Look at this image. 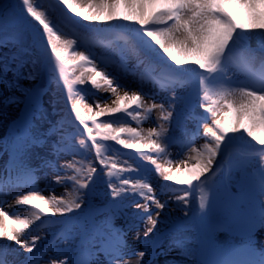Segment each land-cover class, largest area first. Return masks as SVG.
<instances>
[{"label": "snow or ice", "instance_id": "6c2138e0", "mask_svg": "<svg viewBox=\"0 0 264 264\" xmlns=\"http://www.w3.org/2000/svg\"><path fill=\"white\" fill-rule=\"evenodd\" d=\"M57 4L63 19L53 17L55 9L45 7L43 0L0 3V84L8 91L20 90L21 79L35 80L23 69L28 63L25 56L39 52L50 78L62 85L80 137L75 145L63 135L53 142L55 152L73 156L60 165L54 181L65 186L67 198L42 195L21 149L42 146L49 138L32 132L33 122L41 117L43 86L24 93V115L12 130L17 147L0 174V241L28 253L24 264H128L126 256H138V264H143L146 253L164 256L169 251L180 258L177 264L191 256L197 257L194 264H264V246L255 242L256 233L264 232V135L260 134L264 0H57ZM253 37L258 40L256 48L249 44ZM131 57L135 65L130 68ZM9 72L12 80L7 79ZM121 74L133 78L135 90ZM146 85L156 91L146 90ZM177 87L185 88L187 95H177ZM101 92L109 94L110 102H101ZM160 92L171 96L156 103ZM18 103L14 95L4 98L6 106ZM52 104L57 111L55 98ZM154 112L156 126L142 127ZM182 120H191L195 132L175 135ZM62 124L57 121L48 131L56 135ZM201 128L204 142L197 146L193 136L198 139ZM237 139L248 145L247 151L234 147ZM173 146L179 147L180 158L161 163V157L171 156ZM88 152L95 164L84 163ZM82 153L81 159L75 158ZM132 153L136 164L129 163ZM220 159L227 167L218 165ZM152 173L165 182L169 200L184 209L186 226L198 218L195 249L181 240L167 250L158 240L149 241L168 206L157 195ZM100 181L110 197L107 211L99 214L103 225L93 212H84L88 207L84 190H94ZM175 185L182 187L178 191ZM17 188H26L27 193H16L13 203L27 211L10 215L3 204ZM194 188L198 196L193 213L189 198ZM221 190L233 194L227 195L218 212ZM129 207L139 210L137 215L147 225L143 236L148 247L139 252L128 251L125 229L114 223L115 218L129 215ZM45 220L64 226L61 238L66 247L38 246ZM235 231L243 232L244 243L224 244L217 238L219 232ZM74 237L80 242L72 243ZM7 254L5 245L0 264H13Z\"/></svg>", "mask_w": 264, "mask_h": 264}, {"label": "rangeland", "instance_id": "374dc122", "mask_svg": "<svg viewBox=\"0 0 264 264\" xmlns=\"http://www.w3.org/2000/svg\"><path fill=\"white\" fill-rule=\"evenodd\" d=\"M0 3H11L16 4L18 0H0ZM45 7L51 5L55 11L51 12V15L57 19H63L61 16L62 6L57 4V0H43ZM70 15V14H69ZM78 19V18H77ZM95 26V25H93ZM69 27H72L71 22H69ZM249 44L251 47L256 48L258 47V40L253 37ZM2 51V50H0ZM25 59L28 61L26 67L23 69V72L27 74L31 72L36 79L35 80H28V79H21L19 81L20 90L16 88H12L11 91H8L4 88V85L0 84V174H3L5 168L10 163V154L15 147H17L15 143V138L13 136V128L15 123L18 122L20 119L23 118L25 105L27 103L25 99L24 93L32 88L33 86H43V101H42V111L41 117L33 122L32 132L36 137H44L46 134L48 135V139L46 142L39 147H29L27 150L21 149L22 154L25 155L26 162L33 168L35 172V178L37 181L36 187L40 189L41 194L47 196H51L55 194L58 197L67 198L65 195L66 189L63 184H56L55 178L59 172V167L64 162L72 160L73 156L68 154H59L54 151V144L53 142L57 140L61 135L66 137L68 143L75 145L76 140H78L79 134L77 133L76 122L70 113V106L66 103L64 98V91L61 86H57V83L54 79L50 78L48 71L46 70L44 64L41 62V57L39 52L33 50L30 54L25 56ZM128 66L134 67L135 65V58L131 57L127 61ZM112 71H118L115 69H110ZM8 80H12V74L9 72L7 76ZM121 79L128 83L133 90L136 88V84L132 82L133 78L131 76H123L121 74ZM79 87V86H78ZM84 88H89V85H84ZM146 90L156 91V89H152L151 85L145 86ZM176 93L179 96H186L187 91L183 87H177ZM16 96L19 98L20 103L18 104H4V98L6 96ZM171 96V92H160L159 95L156 96L155 102L160 103L165 97ZM57 100V111H53V99ZM99 98L101 102H110L109 94L101 92L99 94ZM148 103L153 102L151 99L146 97ZM88 102L92 103V97H88ZM177 110H180L181 106H176ZM199 111V110H198ZM158 113L154 112L152 117L143 123L142 127L149 128L155 127L156 124L154 123L155 117ZM175 115V112H174ZM103 119H108L107 117ZM57 121H63L62 126L60 127V131L56 135H52L48 130L52 126L53 123ZM133 126H135V123ZM173 129L170 127V131ZM196 130V125L191 120H182L181 127L175 130V135L181 136L184 131H188L190 133H194ZM200 137L196 139L197 146L204 142L202 137V128L200 129ZM261 135H264V131L260 132ZM249 141L251 138H247ZM253 146L259 148V145H256L254 141L251 142ZM234 147L241 151H247L248 145L245 144L243 141L237 139L235 141ZM116 148L119 149V146L116 145ZM122 151H130V150H122ZM180 151L178 146H173L170 148L171 156L169 157H161L160 162L164 163L165 159H172L175 163L180 157L177 153ZM116 155H119L116 152H113ZM111 153L112 155H114ZM81 155H77L76 159H81ZM114 155V156H116ZM86 159L84 163L87 164L89 162L95 164V161L92 159V154L90 152L86 153ZM118 157V156H116ZM121 157V156H120ZM119 159V158H118ZM131 163V162H130ZM135 164V163H132ZM225 162L223 159L218 160V165H224ZM63 175V173H60ZM69 174H71L69 172ZM125 175H129V173H125ZM151 182L154 187L157 188V195L162 200V202H167L168 206L162 211L160 220L157 224L158 232L155 233L153 236L149 237V241L158 240L165 250L172 247L177 240L183 241L187 246L192 247L195 249L198 244V232L196 225L198 224V218L196 221L192 222L191 226H186V218L184 216V209L181 206H177L174 199L169 200L167 195L168 189L163 187V182L155 173L151 174ZM178 191L181 189L182 186L175 185L174 186ZM94 190H84L88 192L86 197V203L88 207L84 208V212L87 213L89 211L93 212L96 215L97 223L100 225L104 224V217L99 215L100 213H105L107 211L106 203L110 199L106 194L109 191L107 189L106 184L101 181L98 184L93 185ZM96 188L99 190L96 192ZM70 190V189H69ZM24 192L27 193L26 188H17L12 189L7 197L8 207H12L13 214L15 215H23L24 212L27 211L26 208L22 206L17 208L14 206L13 200L15 195L13 193ZM161 193H164L161 195ZM197 191L196 189H192V195L190 196V205L192 208L193 213L197 210ZM12 196V197H11ZM10 198V199H9ZM129 199H132L129 197ZM142 202V201H141ZM227 202L226 194L223 190H221L217 195V211H222L225 204ZM129 215L124 217L115 218L114 223L116 228H124L125 235L124 238L128 245V251L136 250L137 252L144 250L148 247V243L145 241L143 233L145 227L147 226L143 221H141L139 215L137 213L139 210L135 209L134 207H129L127 210ZM153 211H158L153 207ZM10 214V213H9ZM77 214H79V210H77ZM70 216L73 214H69ZM57 219H60L59 217ZM127 221V223H126ZM40 223V222H38ZM76 223V221H73ZM173 230H170L171 227L176 225ZM35 227V226H34ZM64 226L62 224H47L45 220V226L43 229L38 233L41 235L42 239L38 243L39 247H45L48 244H56L57 247H66L67 243L63 241L61 238V232ZM139 237V238H138ZM217 238L221 243L224 244H241L245 242V237L242 231H235V232H219L217 233ZM72 243H79V239L75 237L71 241ZM255 242L257 247L264 246V232H257L255 236ZM7 245V256L6 259L13 264H24L26 257L29 255L28 253H23L18 246L12 244L11 242L7 241H0V251L4 249V246ZM55 253L49 252L48 255H54ZM103 260V256L100 257ZM47 257L45 258V260ZM125 259L127 260L128 264H138L140 258L138 256H126ZM197 257L191 256L188 258L183 259L182 264H194ZM179 257L175 251H169L166 255H154L150 253H146L143 257V264H177ZM41 264H44V261H41Z\"/></svg>", "mask_w": 264, "mask_h": 264}, {"label": "bare ground", "instance_id": "6f19581e", "mask_svg": "<svg viewBox=\"0 0 264 264\" xmlns=\"http://www.w3.org/2000/svg\"><path fill=\"white\" fill-rule=\"evenodd\" d=\"M16 193H13V195H15ZM12 197V196H11ZM10 199V198H9ZM8 199H6V202L3 204V209L5 210V211H7L8 213H10V215H15V214H13V211H12V207H13V205H12V207H8ZM14 206H15V204H14ZM18 248H19V246H18ZM20 249V248H19ZM23 253H26V252H24L22 249H20Z\"/></svg>", "mask_w": 264, "mask_h": 264}]
</instances>
